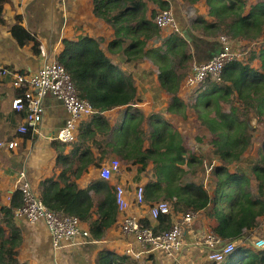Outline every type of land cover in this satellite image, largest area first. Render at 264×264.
I'll list each match as a JSON object with an SVG mask.
<instances>
[{
    "label": "crops",
    "instance_id": "crops-1",
    "mask_svg": "<svg viewBox=\"0 0 264 264\" xmlns=\"http://www.w3.org/2000/svg\"><path fill=\"white\" fill-rule=\"evenodd\" d=\"M165 1L169 3V8L174 10L182 32L177 33L160 27L161 38L150 41L147 48L161 45L164 38L173 33L185 37L189 41L188 52L192 57L191 64L186 66L188 74L194 61H207L218 53L222 47L219 41L221 33L216 36L205 35L192 26L198 18L204 19L207 23L215 21V17L210 14L207 0H198L191 4L184 3L183 0ZM256 1L249 0L247 12ZM152 7L161 10L157 5L150 4V8ZM17 24L25 27L40 41V54L34 53L32 41L25 45L19 44L12 32ZM84 36L98 39L101 48L108 53L113 63L127 78L134 81L137 87V101L132 111L139 110L145 115L153 112L161 113L167 120L173 121L175 127L183 133L188 149L205 156V165L199 168L194 179L200 180L198 182L203 183L209 194L213 195L218 181L213 169L225 164V161L213 152L216 145L213 142L209 124L214 125L213 120L221 122L220 116H229L233 106L237 107L238 113L244 112L237 89L230 93L215 90V85L231 83L230 81H216L209 78L197 87L189 88L185 85V77L178 95L186 105V116L169 113L167 108L172 101V95L161 87L158 67L148 58L128 60L122 50L108 52L111 41L116 37L115 29L105 19L94 13L93 0H0V67L9 68L13 72H33L46 59H57L60 52L64 50V40L79 41ZM255 41L258 46L252 51L258 52L264 44V34ZM261 60V58H254L250 61V65L259 68L262 64ZM239 61L249 62L247 59ZM17 90L19 89L13 85V75L0 72V129L6 140L19 138L17 147L12 149L6 147L0 150V224L5 228L6 239H10L11 235L16 237L18 257L22 262L25 264H241L253 259V255L256 254L254 251L257 250L254 246L250 247L249 243L264 237V214L261 216L259 227L248 230L249 236L235 240V250L218 262L208 257L211 247L206 238L215 230L217 219L209 216L207 209L197 212V217L184 228L183 247L174 256L169 257L162 252L149 250L137 258L134 252H127L129 248L133 251H139L142 248L133 237L123 233L121 225L125 215L136 217L140 223L147 222L153 229H167H160V220L153 218L150 214L151 205L162 200V198L147 197V183L157 178L154 163L150 161L142 169V164L128 163L116 151L108 150L102 153L92 144V160L87 168L76 176L71 169V162L77 160L83 149V146L77 148L76 143L81 126L93 114L80 119L76 139L73 142H64L57 137V134L67 121L68 111L60 99L47 95L43 98L45 112L42 122L28 133L19 135L17 127L24 121V116L22 117L20 112L12 106V99L17 95ZM248 99L254 103L253 107L256 109L258 101ZM126 108V106H120L107 110L103 114L110 119L113 126L119 125L128 113ZM250 127L257 128L255 132L257 139L250 150L242 154L237 161L228 164V167L229 171L238 174L242 181L248 180L251 199L264 202V184L261 186L257 173L259 165L256 166L264 152V125L259 124L256 116H253ZM187 131L191 133L190 138L186 137ZM145 145H149L148 140ZM60 154L63 155L62 158ZM208 154L210 157L207 156ZM115 158L120 160V168L110 179H107L101 174V168ZM76 166L77 161L74 169ZM65 169L63 176L62 172ZM21 180L28 181L33 192L41 199L45 182L57 181L64 186V180H68L76 182L80 188H88L100 181L104 189L111 188L113 193L115 191V196L116 185L120 184L125 188L128 206L120 210L117 204L116 220L112 226L108 227L103 237L94 238L89 224L82 221L83 227L89 229L90 237H81L78 243L55 248L43 220L29 222L24 217H17L16 214L5 218L2 208L9 207L18 192L22 195L18 185ZM139 185H143L145 189V202L142 204L137 203L135 195ZM92 193H96V189H93ZM167 201L173 207V212L168 215L171 225L183 215L184 211L175 209L176 197ZM115 202L117 203V199ZM96 210L97 207L92 217L94 220L99 217ZM243 230L246 231L245 228ZM221 242L226 243L228 240L221 239Z\"/></svg>",
    "mask_w": 264,
    "mask_h": 264
},
{
    "label": "trees",
    "instance_id": "trees-1",
    "mask_svg": "<svg viewBox=\"0 0 264 264\" xmlns=\"http://www.w3.org/2000/svg\"><path fill=\"white\" fill-rule=\"evenodd\" d=\"M93 1L94 13L115 29L116 37L111 41L108 52L122 50L128 60L150 59L158 67L161 87L172 95L167 111L185 117L186 105L178 92L188 72L186 66L192 62L188 39L173 33L164 38L161 45L147 48L150 41L161 38L160 27L154 21L160 10L150 8V4L163 10L169 8V3L165 0ZM196 1L183 0L190 4ZM207 3L215 21L207 23L202 18L194 21L193 28L201 33L212 36L221 33L233 39H246L247 42L258 40L264 34V0H257L248 12L249 0H207ZM12 32L20 45L34 42V53L40 54V41L25 27L17 24ZM64 45L57 59L71 75L79 96L89 100L96 110L81 126L76 146H83V149L77 160L71 162V169L76 176L92 160L93 144L102 153L116 151L126 162L142 164V169L152 161L157 178L147 183V197L162 200L176 197L174 206L177 211L199 212L207 209V214L217 219L213 233L221 239L235 243V240L249 236L248 230L259 227L264 214V202L250 198L248 180L242 181L238 174L229 171L228 164L250 150L257 139V128L250 127L251 118L256 116L257 122L264 125V44L258 52L249 51V62L235 60L225 66L222 80L231 83L215 85V90L227 93L237 89L244 112L238 113L237 107L233 106L229 116L222 115L221 122L213 120L215 124H209L216 145L213 152L225 161V164L213 169L218 178L213 195L209 194L203 183L194 179L199 168L205 165V156L188 149L183 133L161 113L145 115L139 110L132 111L137 101V87L113 63L108 53L101 48L100 41L84 36L79 41L64 40ZM254 58L262 59L259 68L250 65ZM22 93L21 89L16 92L17 95ZM248 98L258 101L256 109ZM120 106H126L128 113L120 122L122 124L113 126L103 113ZM19 114L23 117L26 112L21 111ZM147 140L148 146L145 145ZM207 156L210 157V154ZM258 165L257 173L262 186L264 166L260 165H264V152L256 163ZM65 172L66 169L62 172L63 176ZM64 182V186L57 181L45 182L41 191L43 202L53 210L77 216L87 222L94 238L103 237L117 217L115 191L113 193L111 188L104 189L100 181L88 188H80L76 182ZM93 189H96V193H92ZM22 204L23 198L18 192L11 205L2 208L5 218L13 217L15 208ZM95 207L99 214L97 220L92 219ZM159 220L160 229L170 226V216L163 215ZM141 225L150 226L147 222H141ZM4 236L5 228L0 224V264H25L18 257L16 237L11 235L10 239H6ZM249 244L250 247L254 245L251 242ZM255 249L257 251H254L256 254L253 259L241 264H264V248Z\"/></svg>",
    "mask_w": 264,
    "mask_h": 264
},
{
    "label": "built area",
    "instance_id": "built-area-1",
    "mask_svg": "<svg viewBox=\"0 0 264 264\" xmlns=\"http://www.w3.org/2000/svg\"><path fill=\"white\" fill-rule=\"evenodd\" d=\"M154 21L162 29H170L177 33L182 32L175 12L171 8L160 10ZM219 41L222 47L214 57L207 61H194L192 63L185 78L187 87L195 88L209 78L221 81L223 70L228 63L245 59L249 47L243 44L242 40H234L226 34H221ZM0 72L12 74L13 85L23 90L21 95H16L12 99V106L15 110L26 112L24 121L17 127L19 135L28 133L42 122L45 112L43 98L47 95H53L60 99L68 111L67 121L57 134V137L64 142H73L76 139L80 119L96 112L89 100L79 96L71 75L58 59H46L37 70L29 73L24 71L13 72L9 68L3 67H0ZM18 145L19 138L6 140L0 129V150L6 147L12 149ZM120 165L119 159H112L102 166L101 174L110 179L113 173L119 170ZM18 185L22 190L23 204L16 207V216L24 217L29 222L43 220L51 234L55 248L78 243L81 237H90L89 229L83 227V222L79 217L49 208L40 196L33 192L28 181L21 180ZM135 195L137 203L145 202L143 185L136 188ZM116 199L120 210H124L128 206L125 188L120 184L116 185ZM172 212L173 207L167 200L157 201L150 207V214L155 219ZM196 217L197 212L186 211L170 227L156 231L150 226H142L136 217L125 215L121 225L123 233L133 237L138 246L142 248L139 251H133L132 248H129L127 252H134L137 258L149 250L162 252L169 257L174 256L183 247L182 234L184 228L192 223ZM206 239L211 247L208 257L213 261H222L235 250V243H223L215 233H211ZM253 244L257 249L264 248V237L255 239Z\"/></svg>",
    "mask_w": 264,
    "mask_h": 264
},
{
    "label": "rangeland",
    "instance_id": "rangeland-1",
    "mask_svg": "<svg viewBox=\"0 0 264 264\" xmlns=\"http://www.w3.org/2000/svg\"><path fill=\"white\" fill-rule=\"evenodd\" d=\"M220 35H221V34H220ZM220 35H219V36H220ZM243 44H245L246 46L249 47L248 53H247V55L245 56V59H247V58H248V55L250 54L249 51H252V49L255 48L256 46H258V44H257L256 41H252V42H244ZM190 136H191L190 131H187V132H186V137H187V138H190ZM196 180H197V179H196ZM198 181H200V180H198Z\"/></svg>",
    "mask_w": 264,
    "mask_h": 264
},
{
    "label": "water",
    "instance_id": "water-1",
    "mask_svg": "<svg viewBox=\"0 0 264 264\" xmlns=\"http://www.w3.org/2000/svg\"><path fill=\"white\" fill-rule=\"evenodd\" d=\"M185 36L188 38V34H187V32H185Z\"/></svg>",
    "mask_w": 264,
    "mask_h": 264
}]
</instances>
